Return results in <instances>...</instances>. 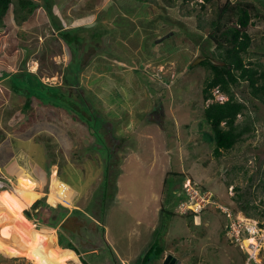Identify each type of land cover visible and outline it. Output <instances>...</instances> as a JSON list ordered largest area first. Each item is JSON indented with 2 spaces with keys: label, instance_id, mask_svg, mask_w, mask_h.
Here are the masks:
<instances>
[{
  "label": "rangeland",
  "instance_id": "1",
  "mask_svg": "<svg viewBox=\"0 0 264 264\" xmlns=\"http://www.w3.org/2000/svg\"><path fill=\"white\" fill-rule=\"evenodd\" d=\"M33 1L27 12L13 0L0 27V189H14L0 201V264H82L58 244V230L90 264H133L154 241L164 251L150 264L167 254L180 264H241L223 210L264 228V104L246 82L232 88L246 106L238 126L249 129L215 157L202 112L227 96L213 89L204 101L211 71L191 65L213 54L209 21L226 0L204 9L202 0ZM251 21L244 61L264 67V17ZM23 71L82 105H27L9 76ZM190 183L210 196L192 218L178 209ZM43 203L52 215L66 208L57 225H45ZM260 255L264 262V247Z\"/></svg>",
  "mask_w": 264,
  "mask_h": 264
},
{
  "label": "trees",
  "instance_id": "2",
  "mask_svg": "<svg viewBox=\"0 0 264 264\" xmlns=\"http://www.w3.org/2000/svg\"><path fill=\"white\" fill-rule=\"evenodd\" d=\"M137 1L145 2L147 0ZM163 1L171 6L176 0ZM181 1L183 4L189 2V0ZM259 1L264 6V1ZM259 1L258 4H256L253 0H235L233 2L226 0L217 7L215 18L209 21L210 31L208 37L215 45L213 54L209 56L203 53L204 59L199 63V65L209 67L211 71V75L204 81L202 98L204 101L209 99L212 100L213 89H217L227 96V99L223 101L212 100L203 108L202 112L203 121L210 128L207 139L210 144H212V152L215 157H219L223 151L232 149L234 145L243 138L244 131L249 129L247 125L241 128L238 126L237 117L239 114L243 113L246 106L244 102L235 97L232 88L238 86L241 82H246L251 97L264 104V67L257 62H245L243 56L248 51L252 41L251 35L247 31V28L252 23V18L264 17V12L258 7ZM12 2L13 0H0V27L4 25L3 17L7 13ZM209 2H212V0H202V2H200L201 8L204 9L206 3ZM17 3L20 11L26 10L27 12H30L35 4L33 0H17ZM22 18H24V16H22ZM57 30L62 39L69 43H78V40H75L78 38L77 36L69 37L68 28L63 29L59 27ZM212 60L217 63H213ZM9 76L12 77V82L10 81L11 88L17 93H21L27 97V105L31 99H35L43 105H55V107L58 105L65 110L67 107L65 108L63 105L64 101L73 102L75 107L76 104L82 105L81 101H78L79 99L76 100L72 97L71 91H69L68 94L63 92L60 87L47 85L31 72L23 71ZM82 108H84V106ZM81 111L83 112V110ZM81 111H79L78 114L70 110V112L75 115L77 114L78 119H86ZM94 120L96 119L94 118ZM103 124L99 123V130H101V128L104 129ZM1 154L2 153H0V158L4 159ZM105 181L107 182L106 179ZM13 192V186L0 189V201L6 202V200H9ZM16 200H21V198H16ZM24 206L25 207H23L20 212L18 211L20 214L23 213V210L29 205L25 204ZM41 207L40 213H44L48 216V219L46 221L44 220L46 226L57 225L66 215V208L62 206H59L61 210H57L55 215H52L54 210H56L55 208L45 203H43ZM74 211L80 212L77 209ZM188 213L190 218L197 214V212L193 211H188ZM34 216L38 215L34 214ZM40 219L43 220L42 218ZM14 229L24 234V228H21L19 224L18 226L15 225ZM100 231L102 234L104 233V226H100ZM58 244L62 247L74 250L75 253L80 256L79 258L82 264H90L88 259L81 254V250H79L71 240H67L64 237V233L61 230H58ZM105 245L108 247L107 249L110 252V256L117 261L112 247L106 243ZM163 251L164 248L158 244L157 241H154L142 254L134 259L133 264H150V262L152 263V261L159 259Z\"/></svg>",
  "mask_w": 264,
  "mask_h": 264
},
{
  "label": "built area",
  "instance_id": "3",
  "mask_svg": "<svg viewBox=\"0 0 264 264\" xmlns=\"http://www.w3.org/2000/svg\"><path fill=\"white\" fill-rule=\"evenodd\" d=\"M210 196L207 192L199 190L191 183L185 188L184 199L178 204L181 213L187 211L197 212L193 205L202 209L206 203H209ZM227 214V224L225 232L230 239L236 242L244 252V259L241 264H264L261 259V251L264 247V228L258 225V221L245 222L246 218H238L232 216L230 212ZM253 239L248 244H244L246 239Z\"/></svg>",
  "mask_w": 264,
  "mask_h": 264
},
{
  "label": "water",
  "instance_id": "4",
  "mask_svg": "<svg viewBox=\"0 0 264 264\" xmlns=\"http://www.w3.org/2000/svg\"><path fill=\"white\" fill-rule=\"evenodd\" d=\"M203 57H198L196 58L191 65L194 64V62H196L197 60H203ZM213 63H217L216 61L212 60ZM161 264H180V260L177 259L175 256H173L172 254H167L163 261L161 262Z\"/></svg>",
  "mask_w": 264,
  "mask_h": 264
},
{
  "label": "bare ground",
  "instance_id": "5",
  "mask_svg": "<svg viewBox=\"0 0 264 264\" xmlns=\"http://www.w3.org/2000/svg\"><path fill=\"white\" fill-rule=\"evenodd\" d=\"M253 239L251 238V239H246L245 241H244V244H248L249 242H251Z\"/></svg>",
  "mask_w": 264,
  "mask_h": 264
},
{
  "label": "flooded vegetation",
  "instance_id": "6",
  "mask_svg": "<svg viewBox=\"0 0 264 264\" xmlns=\"http://www.w3.org/2000/svg\"><path fill=\"white\" fill-rule=\"evenodd\" d=\"M173 256H174V255H173ZM177 259H178V258H177ZM162 261H163V260H162ZM162 261H161V262H162ZM161 262H160L159 264H161Z\"/></svg>",
  "mask_w": 264,
  "mask_h": 264
},
{
  "label": "crops",
  "instance_id": "7",
  "mask_svg": "<svg viewBox=\"0 0 264 264\" xmlns=\"http://www.w3.org/2000/svg\"><path fill=\"white\" fill-rule=\"evenodd\" d=\"M63 181V180H62ZM64 182V181H63ZM65 183V182H64ZM67 184V183H66ZM68 185V184H67Z\"/></svg>",
  "mask_w": 264,
  "mask_h": 264
}]
</instances>
